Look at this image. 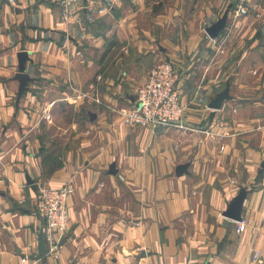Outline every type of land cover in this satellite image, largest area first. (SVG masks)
Listing matches in <instances>:
<instances>
[{
    "label": "crops",
    "instance_id": "obj_1",
    "mask_svg": "<svg viewBox=\"0 0 264 264\" xmlns=\"http://www.w3.org/2000/svg\"><path fill=\"white\" fill-rule=\"evenodd\" d=\"M238 2L0 0V264H264V0ZM163 59L182 126L123 125ZM67 180L49 251L36 185Z\"/></svg>",
    "mask_w": 264,
    "mask_h": 264
},
{
    "label": "built area",
    "instance_id": "obj_2",
    "mask_svg": "<svg viewBox=\"0 0 264 264\" xmlns=\"http://www.w3.org/2000/svg\"><path fill=\"white\" fill-rule=\"evenodd\" d=\"M67 8L74 0H42ZM250 0H239L235 14L246 13ZM178 71L174 64L163 59L148 72L146 81L135 90V100L126 107L118 109L123 123L131 126H182L181 118L185 105L180 101L176 82ZM78 96H85L79 93ZM98 101V99H95ZM35 193V212L43 223L48 250L54 251L68 226L67 199L72 194L71 180L60 186L37 183ZM245 221L236 220L238 231ZM260 252L255 250L252 259H259Z\"/></svg>",
    "mask_w": 264,
    "mask_h": 264
},
{
    "label": "water",
    "instance_id": "obj_3",
    "mask_svg": "<svg viewBox=\"0 0 264 264\" xmlns=\"http://www.w3.org/2000/svg\"><path fill=\"white\" fill-rule=\"evenodd\" d=\"M222 20H220V22H217L215 24H213L212 26L208 27L205 29L206 34L209 37H213V34L217 31V29L219 27H222ZM18 79L20 81V83H24L27 79V76L23 73H19L18 74ZM218 101V100H217ZM217 101L214 104H211L210 107L212 108H218L219 107V103H217ZM181 168H177V171H180ZM238 204L239 201H234L233 204L230 206V209L228 210V212L223 213L224 216L233 219V220H240V216L238 215ZM44 251H46V248L44 249Z\"/></svg>",
    "mask_w": 264,
    "mask_h": 264
},
{
    "label": "rangeland",
    "instance_id": "obj_4",
    "mask_svg": "<svg viewBox=\"0 0 264 264\" xmlns=\"http://www.w3.org/2000/svg\"><path fill=\"white\" fill-rule=\"evenodd\" d=\"M146 79H147V77H146ZM146 81V80H145ZM144 81V82H145ZM143 82V83H144ZM142 83V84H143ZM79 93H83V92H79ZM119 108H121V107H119ZM119 108H116L115 110H114V112L119 116V118H120V122L123 124V125H127V126H131V125H128V124H125V123H123V121H122V119H121V116L119 115V113H118V109ZM70 112V109H67V113H69ZM133 127H146V126H133ZM151 127V126H150ZM68 181V180H67ZM71 182H72V180H71ZM42 183V182H41ZM44 184V183H43ZM64 184V183H63ZM72 184H73V182H72ZM48 185V184H47ZM62 185V184H61ZM73 188H74V184H73ZM74 190V189H73ZM73 192V191H72ZM35 193H36V191H35Z\"/></svg>",
    "mask_w": 264,
    "mask_h": 264
}]
</instances>
